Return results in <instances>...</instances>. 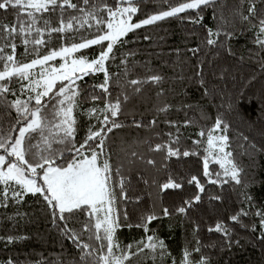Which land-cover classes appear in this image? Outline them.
<instances>
[{
	"label": "trees",
	"instance_id": "16d2710c",
	"mask_svg": "<svg viewBox=\"0 0 264 264\" xmlns=\"http://www.w3.org/2000/svg\"><path fill=\"white\" fill-rule=\"evenodd\" d=\"M79 6L83 0H72ZM97 4L101 0H96ZM103 3L114 6L116 0H103ZM175 4L176 0H170ZM248 0L243 5L240 0H218L211 7L203 9V20L200 24L190 23L185 16H196V12L189 10L179 14V17L166 18L152 25H144L139 29L129 32L122 37L123 43H117L113 48L112 57L106 62V68L110 74L111 100L115 102L121 92L116 79L123 77L126 65H134L130 79L146 78L149 75H159L162 79L157 83L148 82L142 85L140 93L135 94L123 103L124 115L119 119L124 127L115 129L106 139L109 163L113 172V191L119 196L120 176L115 175L117 166L122 165L121 172L125 179L127 194L132 197L131 202H117L121 221L123 213L127 211L130 222L135 224L142 214L153 210L155 205L158 211L161 207H169L173 210L182 205L183 201L197 194L198 189L194 184H188L192 175H197L200 182L205 186V192L201 194L202 200L189 210L187 216L177 214L171 219L163 218L153 221L149 225L150 231L145 233L143 228L122 227L117 230L116 237L121 246L133 244L136 241L145 240L146 236L155 233L163 239L170 255L163 260L159 250L153 253L145 249L144 253L132 257L125 264H172L176 260L179 264L182 250L187 247L193 249L200 240L205 246L201 252L193 253V259H199L200 255L210 258V264H264V239L260 238L262 230L259 217L254 215L257 210H264V153L253 160L249 141L257 144L264 143V49L254 43L257 30L251 24L241 22L239 16L234 13L239 9L247 15ZM139 11L132 17V23H137L159 10H167L168 4L164 0H140ZM258 12L264 13V0H256ZM63 11V19L67 22L70 17H80L82 14L76 9L37 13V27L42 29V35L36 37L33 32L28 38L36 37L45 41L41 45L23 43V36H16L11 41L16 45L15 60L17 64L30 63L33 59L41 58L52 51H59L62 47H70L73 43H81L83 39L94 38L100 31L94 20L80 25L73 21V29L65 33L49 32L44 21H49L50 27H58ZM101 15L107 16L106 12ZM223 15L231 26L225 25L228 31H233L231 39L220 37V45L208 46L204 38L207 29L215 32L220 23L219 17ZM27 21V17H24ZM15 20L14 10L7 12L0 10V23L11 25ZM106 31V29H104ZM145 36L149 39H145ZM215 38V37H214ZM8 41L0 39V57L13 54L11 47L5 46ZM103 45H93L76 53V58L87 57L89 60L99 55ZM222 45V46H221ZM199 47L200 51L193 55L189 48ZM231 51V55L229 54ZM134 53V55H128ZM125 60V64L121 61ZM5 61L0 59V71L4 69ZM200 65V68H197ZM11 67V65H10ZM203 72L204 86L195 77L196 71ZM223 77V78H221ZM104 73L95 72L84 75L73 85L79 95L76 98L75 117L77 122L76 141L82 142L89 124L99 127L102 113L89 114V109H103L107 94L95 87L104 81ZM21 83L13 77L11 80L0 81L6 84L11 92L7 95L9 101L19 97L27 99V94H21ZM63 84V83H62ZM205 88L208 94L205 95ZM245 93L243 101L236 105L240 92ZM100 96L99 100H92V96ZM120 99L123 101V97ZM231 102L236 105L232 111H228L226 105ZM164 105L170 107L166 112L158 111ZM17 113L14 109L0 108V124L5 131L14 122ZM222 116L225 122L230 124L227 132L229 146L226 151L233 153V159L240 167L244 168L249 176H255L256 183L248 188L253 195L252 206L244 199V189L233 182L227 184H209L203 176V160L208 155L205 149L207 145V131L212 128L215 119ZM133 119L143 125H150L156 120L155 125L135 127ZM192 122L187 126L184 121ZM167 121L176 122L172 126ZM205 136H200L201 131ZM223 134V133H221ZM179 135V144L174 143ZM249 138L248 141L244 137ZM199 141V143H194ZM36 143V140L33 141ZM164 145L163 151H152L155 145ZM179 148L181 153L188 151L195 153L188 157H167V148ZM248 148L249 154L245 155ZM135 151L139 155L131 156ZM3 154V150H0ZM142 156L143 158H139ZM148 159L155 161L153 165L147 163ZM131 161V162H130ZM209 170L213 173L222 172L219 164L209 159ZM42 174V173H41ZM172 176L183 184L181 189L160 190V185ZM221 179H225L221 176ZM147 181V183H145ZM3 185H0V189ZM10 195V194H9ZM210 195H219L220 200H211ZM141 197L135 202V197ZM2 201V197H0ZM7 203V207L4 206ZM241 209L252 214L241 218L240 223L232 222L229 217ZM67 215V214H65ZM89 217L85 212H75L67 220L69 228L81 232ZM195 221L198 230L193 224ZM223 222L225 227L232 232V243L228 246L222 233L210 232L208 229L217 222ZM63 226V222L58 221ZM94 223V220H93ZM242 225H247L244 227ZM255 225V231L252 226ZM26 237L8 243L6 239H0V264H6L11 258L17 264H75L79 260L80 253L76 247L64 238L52 224L50 210L37 194H27L23 201L16 203L11 198L0 202V237L6 238ZM90 233L84 231L81 239L99 247V242L89 239ZM239 243H236V241ZM210 245H215L211 247ZM127 250V249H125ZM135 247L132 251H135Z\"/></svg>",
	"mask_w": 264,
	"mask_h": 264
},
{
	"label": "snow or ice",
	"instance_id": "6c2138e0",
	"mask_svg": "<svg viewBox=\"0 0 264 264\" xmlns=\"http://www.w3.org/2000/svg\"><path fill=\"white\" fill-rule=\"evenodd\" d=\"M218 0H176L175 4L170 3V0H164L168 4L167 10L161 9L155 14L147 16V18L132 23V17L139 11L140 0H116L114 6H109L103 3H96V0H83V5L79 6L73 3L72 0H0V10L5 12L14 10L15 20L11 25L0 23V39L8 41L5 45L11 47L13 54H8L6 57H0L5 61L4 69L0 71V81L11 80L13 77L19 78L20 81H29V84L21 83V94H27V99L19 97L9 101L7 95L11 89L6 84H0V108L14 109L17 113L15 121L10 122V127L7 131L0 124V197L2 201H8L10 198L16 203L23 201L27 194H39L52 217V224L57 228L61 235L72 243L79 251V260L75 264H125L132 257L144 253L145 249L155 253L159 250L160 258L163 260L168 257L167 245L164 240L155 235V233L146 236V241H136L133 244L121 246L117 240L116 233L122 227H137L143 228L145 233L150 231L149 225L156 220L163 218L171 219L179 214L182 217L187 216V213L194 205L202 200L201 194L205 192V186L200 182L197 175H192L187 181L188 184H194L198 189L197 194L183 201L182 205L174 210L169 207H161L158 211L153 205V210L142 214L138 218V222L132 224L127 211L123 213V222L121 221L120 211L117 208L118 200L120 202H131L132 197L127 194L125 187V179L121 172V167L117 166L115 175L120 176L119 181V196L113 191V172L112 165L109 163L110 154L106 139L109 134L115 129L123 128L125 125L119 119L124 115L123 103L131 99L135 94L142 90V85L148 82L157 83L162 77L159 75H149L146 78L130 79L133 73L134 65L128 66L123 70L124 79L118 76L116 84L121 88V92L115 99L111 100L110 90V74L106 68V62L112 57L113 48L117 43H123L122 37L129 32L139 29L144 25H152L166 18L179 17V14L187 13L189 10L196 12V16L180 17L187 19L190 23L200 24L203 20L201 12L203 9L214 6ZM245 0H240L243 5ZM249 7L247 15H244L239 9L234 13V16H239L241 22L251 24L257 30L254 43L261 49H264V13L258 12L256 8V0H248ZM57 8L61 10L76 9L82 15L80 17L72 16L65 22L63 11L58 27H50L49 21L45 20L44 24L47 30L56 33H65L69 29H73V21L83 25L90 20H94L100 31L94 38L83 39L81 43H73L70 47H62L59 51H52L48 55L41 58L33 59L30 63L17 64L15 60L16 45L11 43L16 36H23L25 45L34 44L41 45L45 43L42 39L36 38L42 35V29L37 27V13L48 12L50 9L55 11ZM101 12H106L107 16L101 15ZM27 17L25 21L24 17ZM220 23L215 32L212 29H207V35L204 38L206 45H220V37L231 39L234 35L233 31H228L226 24L231 26V22L226 21L223 15L219 17ZM106 29V31L104 30ZM35 32L36 37L29 39L28 37ZM215 37V38H214ZM145 39L149 37L145 36ZM107 41V47H101L97 57L89 60L87 57L73 59L71 67L65 64L61 65L60 69L53 68L51 72L41 71L40 79H32L31 69L36 66L45 65L48 61L53 60L57 56L67 57L69 54L77 52L81 49H87L92 45H103ZM222 46V45H221ZM3 49L0 48V52ZM189 52L196 55L200 48H189ZM231 55V51L229 50ZM128 55H134L129 53ZM125 64V60L121 61ZM11 65V67H10ZM200 68V65H197ZM79 71L83 75L89 73L102 72L104 73V81L96 85L101 91L107 94L106 102L103 109H89V114L102 113L103 118L99 115L96 119L99 120V127L89 124L82 142L76 141L77 122L73 115L75 106V97L79 95L77 88H73L75 83L73 76ZM195 77L200 78L199 83L204 86L203 72L196 71ZM83 76H76V79H82ZM223 78V77H221ZM69 81V85L61 84L57 91L54 92L57 81ZM16 96L15 92H11ZM208 94L205 88V95ZM123 97V101L120 97ZM245 93L240 92L236 105H239L244 99ZM63 97V99H59ZM92 100L101 99L100 96L93 95ZM229 102L226 107L228 111H232L236 106ZM170 106L164 105L158 111L166 112ZM191 120L186 119L184 124L187 126ZM133 125L137 128L142 126L155 125L156 120L150 122V125H143L141 122L133 119ZM172 126H176V122L167 121ZM230 124L225 122L222 116H218L211 129L207 131V145L205 151L208 153L203 160V176L207 178L209 184H227L233 182L235 185L241 186L244 191V199L252 206L254 197L248 191V188L256 183L255 176H249L245 169L235 163L233 153L226 151L229 146V136L227 132ZM220 132L223 134L217 135ZM200 136H205L202 130ZM36 140V143L33 141ZM248 141L247 136L244 137ZM179 144V135L173 141ZM199 143V141H194ZM164 145L157 144L152 151H163ZM248 148L251 149L253 160L261 153H264V143L257 144L249 141ZM248 148L245 149V155L249 154ZM188 151L181 153L180 149L168 147L167 157H188L194 155ZM215 154V162L219 164L222 172H216V179H213V173L209 170V159ZM139 154L135 151L131 156L137 157ZM139 158H143L140 156ZM131 162V161H130ZM147 163L153 165L154 160L148 159ZM42 173V174H41ZM223 176L225 179H221ZM39 181H42L40 183ZM147 183V181H145ZM183 184L176 178L169 176L168 180L160 185V190H175L181 189ZM10 194V195H9ZM211 200H220L219 195H210ZM141 197H135V202H139ZM7 207V203H4ZM85 212L89 217L87 223L84 224L81 232L69 228L67 220L75 212ZM67 214V215H65ZM252 213L241 209L236 214L229 217L234 223H240L241 218ZM254 215L258 216L262 235L264 239V210H257ZM94 220V223H93ZM58 221L63 222L61 226ZM195 230H198V225L193 221ZM247 227V225H242ZM255 225L252 226V231H255ZM84 231L90 233L89 239H94L99 242V247L91 243H86L81 239ZM208 231L222 233L228 246L232 243V232L225 227L224 223L217 222ZM26 237H13L6 239L8 243H13L18 239ZM236 243H239L237 240ZM197 246L193 249L185 247L182 250L179 264H210V258L201 254L199 259H193V253L201 252L205 247L200 240L196 241ZM215 247V245H210ZM135 247V251L132 249ZM127 249V250H125ZM6 264H17L16 261L9 258ZM63 264V261H61ZM172 264H177L176 260H172Z\"/></svg>",
	"mask_w": 264,
	"mask_h": 264
},
{
	"label": "rangeland",
	"instance_id": "374dc122",
	"mask_svg": "<svg viewBox=\"0 0 264 264\" xmlns=\"http://www.w3.org/2000/svg\"><path fill=\"white\" fill-rule=\"evenodd\" d=\"M107 42V41H106ZM93 46V45H92ZM82 50V49H81ZM80 51V50H79ZM77 51V52H79ZM77 52H74V53H71L69 54L67 57H61V56H57L55 57L53 60L51 61H48L45 65H43V67L41 66H36L35 68L31 69V73H32V79H40V76H39V73L41 71H47V72H51V70L53 68H56V69H60L61 68V65L62 64H65V62H67V65L69 67H71V64H72V60L73 59H79V58H76V53ZM76 76H84L82 73H80L79 71H77V73L73 76V80L76 82L78 79H76ZM63 83V85L67 86L69 85V81H60L58 80L57 81V84H56V87L54 88V92L58 90L59 86ZM27 84H29V81H27ZM26 84V85H27ZM73 88H75L74 85H72ZM76 98L75 97V101H76ZM59 99H63V97H59ZM77 110V107H76V103H75V106H74V110H73V115L75 116V111ZM217 135H220L221 133L220 132H217L215 133ZM212 160L215 162V159H216V156L215 154H213V156L211 157ZM40 183H42V181H39Z\"/></svg>",
	"mask_w": 264,
	"mask_h": 264
}]
</instances>
